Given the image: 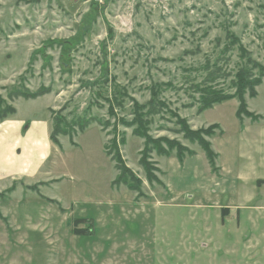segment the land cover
Wrapping results in <instances>:
<instances>
[{
    "label": "rangeland",
    "instance_id": "rangeland-1",
    "mask_svg": "<svg viewBox=\"0 0 264 264\" xmlns=\"http://www.w3.org/2000/svg\"><path fill=\"white\" fill-rule=\"evenodd\" d=\"M68 41L71 55L61 58L58 45ZM228 45L232 51L223 55ZM240 46L264 65V0H0V102L11 103L16 89L43 86L51 94L17 99L21 119L44 120L53 104V112L64 107L69 122L85 115L111 123L105 131L93 123L75 144L50 136L55 151L46 166L56 169L42 180L52 181L0 196V264H264V184L254 183L264 170L248 175L241 159L242 175L253 181L240 182V199L252 198L241 210L228 208L233 196L211 178L219 170L197 156L172 167L175 159L152 152L164 183H150L139 163L145 141L124 123L135 119L133 101L148 103L157 83L169 86L160 96L170 112L147 119L161 149L179 143L203 155L183 136L182 120L194 130L224 124L228 137L240 141L248 126L263 129L264 82L257 97H245L253 123L238 117L237 99L198 114L201 68L220 61L235 74ZM232 80L212 85L232 94ZM106 100L122 104L115 117ZM124 134L122 154L143 180L141 196L112 184L118 171L104 145Z\"/></svg>",
    "mask_w": 264,
    "mask_h": 264
},
{
    "label": "trees",
    "instance_id": "trees-1",
    "mask_svg": "<svg viewBox=\"0 0 264 264\" xmlns=\"http://www.w3.org/2000/svg\"><path fill=\"white\" fill-rule=\"evenodd\" d=\"M90 31V27L85 29L83 35ZM233 35L228 33V38L230 39ZM232 41V40H231ZM49 47H53L56 42L49 41L46 42ZM45 43V44H46ZM57 44V43H56ZM234 45V44H233ZM61 47V58H68L71 55V42L61 43L58 45ZM47 48H41L38 53H41L45 59H51L45 54ZM232 51L231 45H228L223 55ZM33 58V57H32ZM240 64L238 65L237 71L235 74L226 71L224 64H220V61L215 63L207 62L201 70L206 73L203 80L194 86L195 91L200 93L198 114H201L205 110L213 107L216 104L225 102L231 99H237L239 101V109L237 111L238 117L247 116L250 118H257L253 115L252 112L248 110V104L246 100V95L250 98H255L258 95L257 88L264 82V65L251 57L249 51L240 46ZM200 70V72H201ZM233 76L232 84L235 92L232 94H225L223 91L216 90L212 84L215 83L218 79H223L225 77ZM166 86V87H165ZM163 88H169L167 85L153 84L151 87V99L145 105H139V103L134 100V115L135 119L132 121H125L124 123L129 127H133V135L144 139V148L140 152L141 158L139 160L140 165L144 169L147 179L150 183L156 182L163 184L162 181L157 176L156 172L160 171L156 167V164L152 162V152H157L159 156L170 157L175 153L176 157L181 163L188 157L194 155V151L187 146H182L179 143H171L168 145L167 149H161L158 142H153V140L148 135V119L154 117L155 115L161 114L163 111L170 112L168 110V103L160 96ZM52 89L48 87H40L36 91L29 90L28 88L16 89L14 92L10 93L11 101L18 99L20 97L25 99H37L39 97L51 94ZM2 99H0L1 101ZM110 103L109 114L110 116H116L114 107L122 106L118 104L117 101L112 103L109 100H106ZM64 107L59 111L53 112V131L51 138L54 143L59 144L58 136L64 135L68 136L73 144L74 137L79 132H84L89 128L93 123H97L103 126V130L108 126H111V123L108 121H102L95 117L87 118L85 115L83 117L76 118L75 120L69 122L66 119V116L62 114ZM17 112L16 108L12 103H6L5 101L0 102V121L8 118L11 115H14ZM255 116V117H254ZM122 121V120H120ZM182 127L183 136L193 144H198L204 151L212 169L217 171V159L218 154L213 150L212 143L207 138L214 137L218 132L220 134V126L217 124H212L207 129H197L194 130L188 121H180ZM117 126V125H114ZM127 139L124 136H121V139L114 137L110 144H106V153L115 162V167L118 171L116 179L112 182L113 186L124 185L131 191L138 193V196L143 195L142 186L143 180L137 176V174L127 165L122 154V146L126 143ZM36 190V187H32ZM14 190V187L9 188L6 192L0 193V196H5L7 193H11Z\"/></svg>",
    "mask_w": 264,
    "mask_h": 264
},
{
    "label": "crops",
    "instance_id": "crops-1",
    "mask_svg": "<svg viewBox=\"0 0 264 264\" xmlns=\"http://www.w3.org/2000/svg\"><path fill=\"white\" fill-rule=\"evenodd\" d=\"M17 102V99L11 101L17 112L0 121V182L3 181L6 184L7 181H9V185H11L9 187L3 185L4 187L0 188V193L6 192L11 187H14L12 192H15L18 187L24 189L36 187V190H38L37 185L39 183L52 181L51 177H48L49 175L47 172L56 169L54 166H46L51 154L55 151L50 140L53 127L52 114L55 107L53 104L47 105V110L50 115L44 120L40 118L29 121L20 118L21 113L17 106ZM250 111L252 112V110ZM260 116L261 115H259V117ZM249 119L251 120V118ZM252 121L253 120H251V122ZM190 122L192 123V119ZM212 124L219 125L222 133L220 134L218 131L216 136L210 139L213 150L218 154L217 170H219L212 174L214 176L211 178L213 180L221 179L222 189H225L227 194L233 196L231 203L227 205L228 208L241 210V207H247L248 202L252 198L250 197L248 201L240 199V182L243 183L244 187H249L253 185V181L250 182L248 179H245L242 175L244 171L240 168L239 163L241 159L247 161L248 164L246 165V163H244L243 167L248 175L252 173V171L256 173L257 171L259 172L260 169L264 170V128L248 126L247 130L243 131V141H240L239 139L228 137L226 133L227 129L225 128L226 125L217 122ZM258 128L260 130L255 132L254 129ZM191 150L194 151L195 149ZM195 151L192 156H197V160L202 164L205 162L210 165L205 153L202 155L199 151ZM189 158L190 156L183 162L187 163ZM170 159H175L172 167L177 166L178 162L179 164L181 163L176 155L170 156L169 160ZM180 166L182 167L181 164ZM209 167L212 171L211 165ZM46 173L48 176L45 177V180H42L43 174ZM171 177L172 176H169V183L174 185L175 177ZM159 179L164 183L160 176ZM255 181L254 183L257 184V187H261V184H264V178L257 175V173ZM11 193L7 194L10 195ZM241 194L243 195V191ZM236 199L239 201L237 204L235 203Z\"/></svg>",
    "mask_w": 264,
    "mask_h": 264
}]
</instances>
